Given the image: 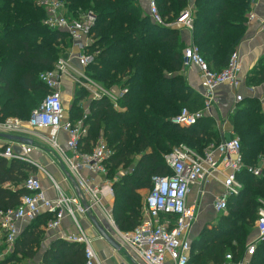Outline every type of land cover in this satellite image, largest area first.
<instances>
[{
  "label": "trees",
  "instance_id": "obj_1",
  "mask_svg": "<svg viewBox=\"0 0 264 264\" xmlns=\"http://www.w3.org/2000/svg\"><path fill=\"white\" fill-rule=\"evenodd\" d=\"M59 1L70 18L89 12L96 15L90 49L98 55L85 73L107 89L124 90L118 103L121 111L106 99L92 104L85 121L88 134L80 149L91 154L103 139L115 153L107 165V178L112 179L121 168L128 171L113 184V215L120 231L131 232L143 218L140 193L153 189V177L172 175L166 156L183 145L203 154L223 140L213 117L206 116L191 128L171 122L183 109L194 113L198 107L204 108L203 98L181 74L186 49L178 29L155 24L140 0ZM187 2L158 0L160 14L172 23ZM194 9V43L210 69L221 72L246 34L251 8L244 0H196ZM46 14L35 0H0L1 120L28 121L49 93L39 76L54 69L64 50L60 43L69 39L46 26ZM247 86L264 87V59L248 76ZM75 95L71 122L83 117L82 104L78 107L77 103L87 94L77 88ZM227 119L240 138L245 165L261 166L264 115L259 100L243 99ZM35 172V167L23 161L0 156V212L20 206L21 198L28 194L24 182ZM238 180L244 188L228 200V216H220L217 224L205 225L191 239L189 264H224L229 254L235 262L244 258L256 234L252 235L251 228L258 219L259 200H264V166L260 177L243 170ZM52 218L45 212L24 225L10 255L5 257L0 251V264H86L83 245L55 239L45 248V228ZM2 241L0 230V244ZM248 257L250 264H264V242Z\"/></svg>",
  "mask_w": 264,
  "mask_h": 264
},
{
  "label": "built area",
  "instance_id": "obj_2",
  "mask_svg": "<svg viewBox=\"0 0 264 264\" xmlns=\"http://www.w3.org/2000/svg\"><path fill=\"white\" fill-rule=\"evenodd\" d=\"M39 1V6L47 13L46 26L51 30L67 34L71 49L57 61L53 70L40 74V81L49 93L42 104L33 111L30 119L23 121L19 118H9L4 122L0 121V134L26 138L32 131H51L48 140L52 147L57 149V136L62 132L67 137L66 144L73 155L71 159L65 161L71 174L73 173L80 183L81 194L68 197L61 193L58 185L52 180L58 195L50 199L41 181L31 175L24 182L23 186L28 194L21 198L20 206L17 209L0 212V230L5 242L13 246L21 234L22 227L38 215L45 212L52 214L53 218L48 224L49 230L60 229L65 216H68L77 224L79 232L65 240L85 247L86 264H101L93 247V240L81 229L77 218L78 215L90 213V210L96 207L103 212L112 226L117 227L111 217L112 214L102 201V198L106 196L114 197L113 182L95 188L90 182L81 178L80 172L86 170L91 174L106 177L107 165L115 153L103 139L98 141L91 154L82 153L80 148L88 134V126L85 124L87 116L77 122L66 119L61 85L65 75L69 76L74 71L77 72V67L72 65L73 59L77 60L79 67L83 70L96 63L98 52H92L90 46L93 43L92 31L97 18L93 12H89L77 19H72L66 15L62 2ZM147 2L148 15L159 27H175L191 32L194 30L193 8L188 7L174 22L167 23L160 14L158 0H147ZM184 66L199 70L204 85V108L203 111L194 113L183 109L171 122L176 126L191 128L204 117H213L212 110L216 103V91L219 88L223 86H230L233 90L241 88L242 61L240 54L235 51L228 67L221 72H214L201 56L199 47L192 43L184 52ZM79 77L86 79L83 73H79ZM255 89H251L253 94ZM99 91L97 89V92L103 96L104 93ZM94 95L100 98L99 95ZM255 98L259 100L264 115V91ZM243 99L242 95H237L238 103ZM20 147L21 152L17 153L13 143H10L0 152V156L7 160L23 161L39 168L29 157L32 147L21 144ZM241 148L240 140L232 138L225 139L218 145L209 146L203 154L187 146H180L166 156V163L172 175L152 178L153 189L144 201L142 222L131 232L117 231L134 261L140 264H189L191 232L197 220L198 211L196 203L191 204L188 201L192 190L211 179L218 180L222 184L223 192L215 198L213 206L216 213L226 214L228 200L237 196L244 188L238 180V175L243 170L256 178L262 175L264 161L261 166H246ZM125 175L122 174V177ZM259 202L260 209L255 222L257 237L247 246L246 257L253 255L257 246L264 242V200ZM224 264H250V262L246 258L235 262L234 257L229 254Z\"/></svg>",
  "mask_w": 264,
  "mask_h": 264
},
{
  "label": "crops",
  "instance_id": "obj_3",
  "mask_svg": "<svg viewBox=\"0 0 264 264\" xmlns=\"http://www.w3.org/2000/svg\"><path fill=\"white\" fill-rule=\"evenodd\" d=\"M140 1L145 9L148 10L147 0ZM193 1L196 2V0H188V6L185 9L188 7L194 9L195 3H193ZM248 18L249 20L247 23L246 34L236 49V51L240 54L242 61V71L240 74L242 86L238 90H233L230 86H223L216 91V103L213 106L212 114L213 118L215 119L217 129L221 134L222 140H229L233 138L232 136H234L233 128L227 118L239 104L236 100L237 95H242L244 99L249 97L255 98L260 96L264 91V87L256 88L255 94H253L251 90L252 87L247 86L248 76L251 74L257 64L264 59V0H256L253 3L251 6V13H249ZM178 31L181 43L185 47L184 49L188 48L192 43H194L193 31L191 32L186 29H178ZM64 51L65 55L66 53H69V43L64 47ZM72 65L81 69L76 59L72 60ZM82 73L89 81L81 77L76 78L75 76H72L73 74H70L69 76L65 75L63 77L61 85L64 103L70 96L73 106L77 100L75 95L76 90L77 88H82L84 91H86L87 95L84 101L77 103V106L79 107L82 104L81 106L84 107L85 111L84 115L87 116V118L91 114L92 104L105 99L108 100L116 110L121 111V109L118 107V103L122 98L124 90L117 88L107 89L101 83L87 76L85 69ZM181 74L185 78L188 86L203 98L204 85L199 70L195 67H184ZM97 89L100 90L99 92H103L104 95L101 96L97 92ZM94 94L99 95L100 98H97ZM69 118L70 117L66 116L67 120H69ZM50 135L51 131H32L26 137L32 141L31 145L25 143L9 142L0 138V150L5 149L6 145L10 143H13L15 152L17 153L21 152L20 144L31 146L33 150L29 157L39 166V168H36V172L31 175L37 177L41 181L47 196L50 199H54L58 195V190L56 189L53 181L58 185L61 193L68 197L78 196L81 194L80 183L78 182L77 177L74 176L73 173L71 174L70 169L65 161L73 157L66 144L67 137L62 132L59 133L57 136L58 148L54 149L48 140L50 139ZM77 163L81 164L82 161H77ZM119 171H122V168ZM80 176L84 181L90 182V184L95 188L105 186L108 182L112 183L111 180L99 175L91 174L86 170H81ZM145 192L147 191H142L140 193L141 196ZM222 192V184L216 179H211L206 183L204 182L201 186L195 187L192 190L188 201L191 204L196 203L198 211L197 220L191 232V239L196 238L205 225L217 224L218 218L220 216H226L225 214L216 213L213 206L215 198H217ZM102 201L103 205H105L108 211H110L112 214L111 217L115 223L113 215L115 195L114 197L106 196L102 198ZM91 217L97 220L107 233H110V237L111 235L114 236L116 234H113L114 230H111L113 228L111 227V223L107 220L100 209L95 207L92 208L88 214L78 215L77 219L81 229L85 231L93 240V247L99 257L101 264H140L138 261L136 262L133 260L126 246V249L123 251L121 250L122 247H120L116 242L115 243L120 247L119 249L110 246L105 240H103L100 237L97 229L93 226ZM78 232L79 228L73 219L65 216L60 229L49 230L48 225L45 228L47 237L45 241V248L52 240H65L67 237L76 235ZM256 237L257 232L253 240H255Z\"/></svg>",
  "mask_w": 264,
  "mask_h": 264
},
{
  "label": "rangeland",
  "instance_id": "obj_4",
  "mask_svg": "<svg viewBox=\"0 0 264 264\" xmlns=\"http://www.w3.org/2000/svg\"><path fill=\"white\" fill-rule=\"evenodd\" d=\"M54 1H59V0H54ZM256 0H244V2H245V4H247V5H249V7L251 8V6L253 5V3L255 2ZM59 2H61V1H59ZM39 3H40V1L39 0H35V4H36V6L38 7V8H40V9H42V10H44L43 8H41L40 6H39ZM188 3L189 2H187V6H188ZM191 3V2H190ZM193 3H195L194 4V7L196 6V2H194L193 1ZM251 5V6H250ZM186 6V7H187ZM188 9V8H187ZM45 11V10H44ZM46 12V11H45ZM240 12V14H242L243 13V11H239ZM249 13H251V10L248 12V14H247V16L249 15ZM195 14H196V12H195V9L193 10V16H195ZM47 15V14H46ZM66 15H67V13H66ZM80 17V16H79ZM73 18V17H72ZM73 19H76V18H73ZM67 42H63V43H60V45L62 46V48L63 47H65V46H67V45H65ZM68 43H69V41H68ZM71 49V48H70ZM65 51L63 50V51H61V56H60V58H62L65 54ZM59 58V59H60ZM77 69V72H75L74 71V73H73V75L72 76H75L76 78L77 77H79V72H83V70H81V69H79V68H76ZM86 71V70H85ZM76 73V74H75ZM88 76V75H87ZM73 78V77H72ZM41 97V96H40ZM45 98H43L42 99V102H43V100H44ZM68 100L67 101H65V103H64V107H65V117L66 116H68V117H70V114H71V109H72V101H71V99H70V96L67 98ZM82 107V109H83V111H84V107L83 106H81ZM197 110L198 111H203V109H201V107H198L197 108ZM84 113H85V111H84ZM85 117V115L83 114V117L81 118V120L83 119ZM0 121L1 122H4L5 120H1L0 119ZM79 121V120H78ZM233 138H238L239 140H240V138L237 136V135H234V136H232ZM184 146V145H183ZM128 171L127 170H123L122 169V171H119L118 173L117 172H114L111 176H112V179H110V178H107V176H108V174H109V176H110V173L108 172V174H107V176L105 177L106 179H109V180H111L112 182H113V184L114 183H116L121 177H122V174H126ZM114 175V176H113ZM114 190V189H113ZM149 193H150V191H147V192H145L143 195H142V210H143V207H144V201H145V199H146V197L149 195ZM260 201V200H259ZM200 205V204H199ZM260 209V208H259ZM228 214H229V211H227V213L225 214L226 216H228ZM28 223H30V222H28ZM28 223H26V225L28 224ZM111 227H113L111 230H114L113 231V234L115 233L116 235H111V238L113 239V240H115V242L117 243V244H119V246L120 247H122V249L121 250H125L126 249V247H125V245H124V243L122 242V239H121V237L118 235V232L117 231H119V232H121V233H124V232H122V231H120V229L118 228V227H114V226H111ZM23 228V227H22ZM251 232H253L252 233V235H254L255 233H256V227H255V224H254V226L251 228ZM109 233V232H108ZM109 235H110V233H109ZM256 235V234H255ZM45 236H46V233H45ZM254 237L255 236H253V238L251 239V242L252 241H254L253 239H254ZM47 238V237H46ZM46 241V240H45ZM250 242V243H251ZM249 243V244H250ZM263 243V242H262ZM261 243V244H262ZM44 244H45V242H44ZM248 244V245H249ZM247 245V246H248ZM247 248V247H246ZM11 249H12V246H10L7 242H5V240L4 241H2V244H0V251H2L3 252V256H8V255H10V252H11ZM244 258H246L249 262H250V259L248 258V257H246V255L244 256Z\"/></svg>",
  "mask_w": 264,
  "mask_h": 264
},
{
  "label": "water",
  "instance_id": "obj_5",
  "mask_svg": "<svg viewBox=\"0 0 264 264\" xmlns=\"http://www.w3.org/2000/svg\"><path fill=\"white\" fill-rule=\"evenodd\" d=\"M0 138L9 142H17V143H25V144H32V141L15 135H8V134H0ZM91 221L95 228L97 229L100 237L105 240L110 246L119 249L120 247L115 243V241L109 236V234L106 232V230L99 224L97 220L91 217Z\"/></svg>",
  "mask_w": 264,
  "mask_h": 264
}]
</instances>
